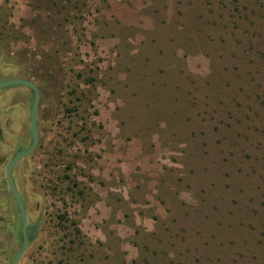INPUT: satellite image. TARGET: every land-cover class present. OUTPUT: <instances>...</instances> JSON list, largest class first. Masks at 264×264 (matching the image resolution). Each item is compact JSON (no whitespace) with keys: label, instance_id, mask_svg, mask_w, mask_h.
<instances>
[{"label":"rangeland","instance_id":"rangeland-1","mask_svg":"<svg viewBox=\"0 0 264 264\" xmlns=\"http://www.w3.org/2000/svg\"><path fill=\"white\" fill-rule=\"evenodd\" d=\"M0 48L42 84L20 264H264V0H0Z\"/></svg>","mask_w":264,"mask_h":264},{"label":"flooded vegetation","instance_id":"flooded-vegetation-1","mask_svg":"<svg viewBox=\"0 0 264 264\" xmlns=\"http://www.w3.org/2000/svg\"><path fill=\"white\" fill-rule=\"evenodd\" d=\"M7 49L8 48H0V81L11 78H22L31 81L38 90V103L34 121L37 132L35 147H37L41 140L43 127V114L41 111V80L39 76L37 77V72L35 77L29 75L26 71L27 63L25 61H17L12 59V56L10 55L11 53L8 52ZM32 99L33 91L26 85L17 84L0 88V165L4 164V168L9 158L12 157L16 151L25 149L30 144L31 136L29 111ZM21 159L18 162H20ZM18 162L11 170V178L14 176L13 170ZM4 168L0 176L3 177L5 182ZM14 185L25 208L26 234L29 235L28 245L17 262V264H20L24 258H28L29 261H32L33 259V256L31 255V253H33V248L31 247L32 243L37 238L36 234L41 222V214H36L35 218L31 220L30 212L22 196V193L16 182ZM6 192L7 194L5 198H0V204L3 200L8 210L10 211L13 208L15 210V214L4 215L0 212V237L4 230L9 234L7 237L0 238V264H10L21 243L20 214L7 185ZM13 238H15V240H13ZM6 257L9 258L8 263H6ZM26 264L31 263L26 262Z\"/></svg>","mask_w":264,"mask_h":264},{"label":"water","instance_id":"water-1","mask_svg":"<svg viewBox=\"0 0 264 264\" xmlns=\"http://www.w3.org/2000/svg\"><path fill=\"white\" fill-rule=\"evenodd\" d=\"M17 84H22L26 85L33 91V99L29 111V122H30V136H31V141L30 144L22 150L16 151L12 157L9 158L7 161L5 168H4V177H5V182L8 187V190L13 197V200L17 206L18 212L20 214V235H21V243L19 249L15 252L11 263L10 264H17L18 260L20 259L21 255L25 251L28 242H29V235L26 234V213H25V208L24 205L19 197V194L16 190V187L14 185V182L11 178V170L13 166L23 157L29 155L31 151L34 149L35 144H36V137H37V132L35 129V113H36V107L38 103V90L36 86L29 80L22 79V78H11V79H5L0 81V88L5 87V86H11V85H17Z\"/></svg>","mask_w":264,"mask_h":264}]
</instances>
